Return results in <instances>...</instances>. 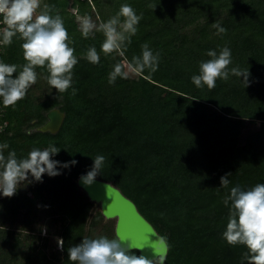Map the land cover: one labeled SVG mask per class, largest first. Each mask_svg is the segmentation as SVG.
<instances>
[{"label":"trees","instance_id":"1","mask_svg":"<svg viewBox=\"0 0 264 264\" xmlns=\"http://www.w3.org/2000/svg\"><path fill=\"white\" fill-rule=\"evenodd\" d=\"M54 6L69 33V46L78 63L73 69L72 88L41 97L33 86L14 107L5 108L0 122V144L14 150L18 159L33 148L49 144L60 148L52 159L78 163L61 168V174L43 175L11 198L0 199V264H72L68 248L83 237L114 239V225L97 234L103 216L98 212L88 222L94 205L77 185V178L91 170L94 157H105L98 178L111 181L130 197L140 212L166 239L169 252L165 264H241L244 245H229L223 238L229 208L223 200L231 187L244 190L264 183V0H42ZM128 4L142 14L138 31L131 37L124 56H105L103 33L85 39L79 31L73 8L99 24ZM155 5L156 8L149 7ZM39 13V10H38ZM99 18V19H98ZM226 29L218 34V28ZM23 41L13 38L1 45L0 61L18 66ZM147 43L159 53L158 70L118 78L108 83L116 63L142 55ZM94 46L100 63L85 58ZM228 47L232 63L229 79H218L214 89L197 88L191 77L210 59L209 50ZM231 68L249 70V86ZM38 79H47L46 68H37ZM36 85V84H35ZM57 97V98H56ZM65 113L56 133L37 128L47 121L53 108ZM251 130L241 140L243 132ZM228 177V188L220 177ZM31 178V177H30ZM24 210V213L22 211ZM38 210L58 223L61 249H51L48 240L32 227ZM12 215L21 223L5 228ZM31 228V229H30ZM105 229V228H104ZM34 230V231H33ZM24 231V232H23ZM35 233V234H34ZM138 255V251L136 252Z\"/></svg>","mask_w":264,"mask_h":264},{"label":"clouds","instance_id":"2","mask_svg":"<svg viewBox=\"0 0 264 264\" xmlns=\"http://www.w3.org/2000/svg\"><path fill=\"white\" fill-rule=\"evenodd\" d=\"M53 7L46 3L42 5V0H0V24L3 25L0 28V45L10 46L13 38L18 36L23 41L21 47L26 61L19 71L17 65L0 61V99L5 108L14 107L26 97L28 90L37 82V68H46L49 74L47 83L57 90L58 95L70 88L72 95L77 92L72 87V81L78 58L75 49L69 46L70 38L64 20L58 13L55 16L50 14ZM149 7L156 8L155 5ZM72 11L85 39L94 37L96 32L103 33L105 39L101 51L105 56L117 53L123 57L142 19V14L137 15L128 4L121 5L116 15L99 24L91 16H81L78 8ZM214 26L218 28V34L226 32L223 27ZM141 49L142 55L133 56L131 62L125 59L114 65L108 74L110 85H114L118 78L128 79L131 75H142L146 70L150 73L158 70L159 53L153 54L147 43ZM207 56L210 59L200 63L199 74L192 75L191 80L197 88L207 86L211 90L216 87L218 79H229L231 51L228 47L222 48L219 54L209 50ZM85 58L94 65L100 63V54L94 46L87 50ZM230 71L234 76L243 77L245 87L249 86V70L231 68ZM0 131L3 129L0 128ZM8 148L7 143L0 144V193L8 198L14 196L21 185L43 182L45 173L51 177L60 175L58 165L68 168L78 163L76 160L62 163L52 159L53 155L60 152V148L51 143L43 150L33 148L22 159L17 158L14 150L5 156L4 152ZM104 160L102 155L94 157L91 170L81 176L86 186L94 183ZM230 174L220 177L222 187L228 188ZM223 203L229 208L223 238L231 246L246 247L241 264H264V183H258L248 190L239 185L231 187ZM43 231L46 234V229ZM122 241L121 237H83L79 244L68 248V259L72 264H164L165 257L160 253L159 241L151 245V257L137 255L136 252L143 249H134ZM58 244L63 250L62 238L58 239Z\"/></svg>","mask_w":264,"mask_h":264},{"label":"water","instance_id":"3","mask_svg":"<svg viewBox=\"0 0 264 264\" xmlns=\"http://www.w3.org/2000/svg\"><path fill=\"white\" fill-rule=\"evenodd\" d=\"M46 116L47 121L37 129L42 132H58L64 123L65 113L56 107L48 111ZM82 175L76 180L78 187L94 204V209L99 207L107 220L115 219L116 238L121 237L122 242L134 249H143L138 251V255L149 257L153 254L151 245L159 241V250L165 257V264L169 252L168 242L140 212L137 204L113 182L96 177L92 185L86 186L81 180Z\"/></svg>","mask_w":264,"mask_h":264},{"label":"rangeland","instance_id":"4","mask_svg":"<svg viewBox=\"0 0 264 264\" xmlns=\"http://www.w3.org/2000/svg\"><path fill=\"white\" fill-rule=\"evenodd\" d=\"M39 14V13H37ZM131 76H135V75H131ZM43 79H38L40 80L39 82L37 81L36 82V85L34 84L33 85V88H34V93L41 96V97H44L45 94L47 93H50L52 91H54V89H52L48 83H47V79H45L44 77H42ZM255 129L254 126H250L249 129H246L244 132H243V135L241 137V140H244L246 135L251 131ZM31 184H27L26 186L25 185H21L18 190H20L21 192H29V194L31 195ZM2 194V193H0ZM1 198H5L4 196L2 197V195H0V199ZM96 209H100L99 207H97ZM24 213V210L22 211L21 214ZM23 218V216L21 215L19 218H14L12 215L8 216L7 219H6V223L4 224L5 225V228H14L15 226H18L20 223H21V219ZM114 221V220H112ZM35 230V233L36 235H39V231L41 230V236L42 237H46L47 240H48V244L50 246L49 250L50 251L51 249H61L59 247V244H58V239L60 238L56 233H57V230L59 229V225L58 223L54 222L53 221V217L50 216L49 214H47V212L43 211V210H38L37 214H36V218H35V222L32 226ZM31 229V228H30ZM43 229H46V234H44V231ZM33 230V231H34ZM24 232V231H23ZM97 234L98 232H100L99 230L96 231ZM34 233V234H35Z\"/></svg>","mask_w":264,"mask_h":264},{"label":"flooded vegetation","instance_id":"5","mask_svg":"<svg viewBox=\"0 0 264 264\" xmlns=\"http://www.w3.org/2000/svg\"><path fill=\"white\" fill-rule=\"evenodd\" d=\"M81 191H82V190H81ZM82 192H83V191H82ZM83 193H84V192H83ZM85 195H86V194H85ZM98 212L101 213V210H100V209H94V205H93L92 208H91V210H90L89 222H88V226H87L88 229L90 228V224H89V223L92 222V218H93L94 215H96ZM101 214H102V213H101ZM102 216H103V215H102ZM112 220H114V221H112ZM112 220H107V219L103 216V220L101 221V223L98 224V225H96L97 230H99V231L106 230V229H107V227H105L106 224H108V225H109V228H110V224H111V221H112V222H113V225H114L112 231H113V233H114V235H115V224H116V221H115V219H112ZM104 225H105V226H104ZM104 228H105V229H104ZM115 238H116V236H115ZM115 238H114V239H115ZM112 239H113V238H112Z\"/></svg>","mask_w":264,"mask_h":264},{"label":"built area","instance_id":"6","mask_svg":"<svg viewBox=\"0 0 264 264\" xmlns=\"http://www.w3.org/2000/svg\"><path fill=\"white\" fill-rule=\"evenodd\" d=\"M2 27H3V25L0 24V28H2ZM0 50H1V45H0ZM2 112H3V103H2V99H0V116L2 115ZM6 124H7V122H4V123L0 122V128H2L4 130ZM0 132H2V131H0ZM0 195H2V194H0ZM2 197H3V195H2Z\"/></svg>","mask_w":264,"mask_h":264}]
</instances>
